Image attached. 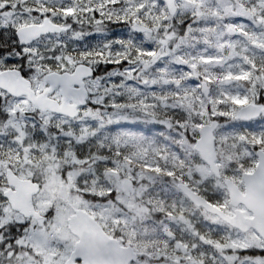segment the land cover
I'll list each match as a JSON object with an SVG mask.
<instances>
[{
  "label": "snow or ice",
  "instance_id": "1",
  "mask_svg": "<svg viewBox=\"0 0 264 264\" xmlns=\"http://www.w3.org/2000/svg\"><path fill=\"white\" fill-rule=\"evenodd\" d=\"M0 264H264V0H0Z\"/></svg>",
  "mask_w": 264,
  "mask_h": 264
}]
</instances>
